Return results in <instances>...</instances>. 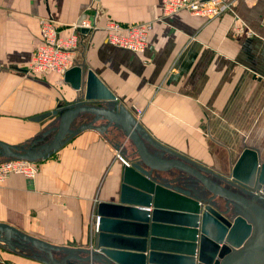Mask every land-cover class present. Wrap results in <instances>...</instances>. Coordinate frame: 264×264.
I'll list each match as a JSON object with an SVG mask.
<instances>
[{
    "label": "crops",
    "instance_id": "crops-1",
    "mask_svg": "<svg viewBox=\"0 0 264 264\" xmlns=\"http://www.w3.org/2000/svg\"><path fill=\"white\" fill-rule=\"evenodd\" d=\"M227 1L224 13L209 18L186 10L164 17L161 0H0V139L34 150L54 140L62 113L79 92L64 75L26 74L41 41L39 19L47 16L66 28L96 15L101 28L83 33L76 64L92 68L118 101L90 104L134 123L150 156L159 163L186 159L215 179L216 172L228 173L232 162L220 168L209 153L212 143L231 150L217 127L220 119L239 137L235 151L249 146L264 155V0ZM109 18L152 21L147 50L111 45L102 29ZM111 121L92 112L68 118L66 141L39 161L35 178L12 174L0 182V222L55 247L49 254L0 230V264H92L82 260L83 249L95 233L97 204L117 200L122 163L115 156H138L127 129ZM5 157L0 148V159ZM170 174L185 176L178 168ZM242 264H264V251Z\"/></svg>",
    "mask_w": 264,
    "mask_h": 264
},
{
    "label": "water",
    "instance_id": "water-1",
    "mask_svg": "<svg viewBox=\"0 0 264 264\" xmlns=\"http://www.w3.org/2000/svg\"><path fill=\"white\" fill-rule=\"evenodd\" d=\"M64 80L79 95L62 113L54 140L46 148L34 150L0 139V148L7 157L45 159L66 141L68 118L82 112L110 117L127 129L138 156L123 165L118 200L97 204L99 225L93 245L83 249L87 256L82 260L92 264H242L252 252L264 251L263 152L245 146L230 171L216 172V179L183 158L159 163L149 155L134 123L119 111L90 104L118 101L92 68L76 64L65 72ZM87 128L90 126L82 127ZM176 168L195 177L211 195L196 197L189 189L154 176ZM145 194L153 202L152 209L138 205L147 202ZM0 230L18 235L49 254L55 250L46 241L7 223L0 222Z\"/></svg>",
    "mask_w": 264,
    "mask_h": 264
},
{
    "label": "built area",
    "instance_id": "built-area-1",
    "mask_svg": "<svg viewBox=\"0 0 264 264\" xmlns=\"http://www.w3.org/2000/svg\"><path fill=\"white\" fill-rule=\"evenodd\" d=\"M230 6L227 0H161L163 16H170L186 10L194 15L215 18L224 13ZM41 41L37 46L32 59L26 69L28 75H44L65 72L76 65V52L82 44L83 33L100 29L96 15H88L74 21L66 28L60 27L52 18L41 16L39 19ZM246 25L238 26L242 32ZM87 29V32H83ZM102 29L106 33L107 41L116 47L136 53H144L149 44V37L153 30L152 21H143L124 24L116 19L109 18ZM249 35L252 30L246 31ZM141 109L137 110L138 117ZM117 157L124 164H129L121 151ZM40 160H29L15 157L0 159V182H4L12 174H21L27 178H35L40 170ZM99 220V217H98Z\"/></svg>",
    "mask_w": 264,
    "mask_h": 264
},
{
    "label": "rangeland",
    "instance_id": "rangeland-1",
    "mask_svg": "<svg viewBox=\"0 0 264 264\" xmlns=\"http://www.w3.org/2000/svg\"><path fill=\"white\" fill-rule=\"evenodd\" d=\"M140 110V109H139ZM141 115L143 110L140 111ZM217 127L219 128V132L221 134V136H226L227 138V142L230 143V147L231 150L228 153V151H226L225 149L218 147L216 144L212 143L210 144V149H209V153H211V161L214 162L215 164H217L220 168H226L229 167V161L230 163L232 162V164H234L239 151H235V149L240 148V141H239V137L238 135L236 136L235 133H229L227 132V119H220L217 122ZM226 128V129H225ZM116 159L119 160V158L117 157L116 154ZM120 161V160H119ZM122 163L121 166V173H122V169H123V165L124 163ZM172 170L167 171V172H160V173H156L154 174V176H158L162 179V181L166 180H170L172 181L173 184L177 182L179 183H183L186 187H184V189H189L190 191H194V193H196L197 195H195L193 193L194 196L196 197H207L210 196L211 194L206 190V188L202 185V183H200L197 179H195L191 174L187 175V172H185L184 170L183 173H185L181 178H176L173 175L170 174ZM193 177L195 180H192ZM186 177V178H185ZM254 193V192H253ZM117 199V198H116ZM118 200V199H117ZM94 223L92 224V232H95V230L97 229V225H96V215H94ZM93 245V236L91 235V240L89 242V246Z\"/></svg>",
    "mask_w": 264,
    "mask_h": 264
},
{
    "label": "bare ground",
    "instance_id": "bare-ground-1",
    "mask_svg": "<svg viewBox=\"0 0 264 264\" xmlns=\"http://www.w3.org/2000/svg\"><path fill=\"white\" fill-rule=\"evenodd\" d=\"M145 195H146V198H147V202L146 201H143V202H140L141 204L139 203L138 205H142V206H145V207L149 206L152 209L153 202H152V200L151 201L149 200V195L148 194H145ZM258 195H263V194L260 193ZM96 225H97V227L99 225L98 217H97V220H96Z\"/></svg>",
    "mask_w": 264,
    "mask_h": 264
}]
</instances>
